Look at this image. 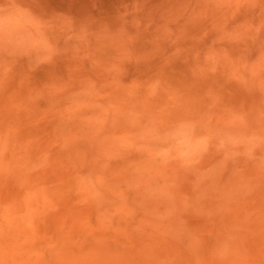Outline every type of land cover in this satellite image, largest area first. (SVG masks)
Instances as JSON below:
<instances>
[{
    "label": "rangeland",
    "instance_id": "374dc122",
    "mask_svg": "<svg viewBox=\"0 0 264 264\" xmlns=\"http://www.w3.org/2000/svg\"><path fill=\"white\" fill-rule=\"evenodd\" d=\"M0 264H264V0H0Z\"/></svg>",
    "mask_w": 264,
    "mask_h": 264
}]
</instances>
